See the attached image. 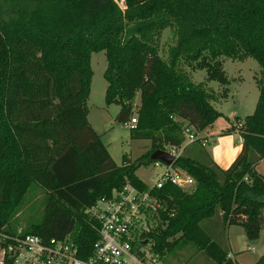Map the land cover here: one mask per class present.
Returning <instances> with one entry per match:
<instances>
[{
	"label": "trees",
	"instance_id": "obj_1",
	"mask_svg": "<svg viewBox=\"0 0 264 264\" xmlns=\"http://www.w3.org/2000/svg\"><path fill=\"white\" fill-rule=\"evenodd\" d=\"M123 4L124 10L117 0H0V234H34L43 241L69 236L79 256L88 258L98 233L87 209L127 182L146 189L136 171L155 161L153 151L179 148L184 122L203 131L222 115L215 96L182 64L204 70L226 95L222 57L251 58L260 67L258 97L252 113L231 128L241 136V151L222 169L203 149L189 153L185 147L172 165L194 186L166 183L155 191L162 207L148 234L160 259L185 240L215 264H238L202 222L240 224L249 240L264 231V176L255 168L264 158V0ZM165 28L174 44L163 58L158 43ZM100 51L106 58L104 103L120 106L116 121L124 124L139 92L130 137L150 140L135 160L122 155L120 165L87 118L91 54ZM35 188L42 192L41 218L18 232L11 223ZM12 243L0 236V251ZM253 264H264V253Z\"/></svg>",
	"mask_w": 264,
	"mask_h": 264
},
{
	"label": "rangeland",
	"instance_id": "obj_2",
	"mask_svg": "<svg viewBox=\"0 0 264 264\" xmlns=\"http://www.w3.org/2000/svg\"><path fill=\"white\" fill-rule=\"evenodd\" d=\"M174 44L173 34L170 28H165L158 43L159 55L166 58L169 48ZM91 67L93 76L90 85V94L87 99L88 121L94 131L100 136L102 142L116 165H120L122 155L126 154L133 161L150 147L149 139H132L129 127L116 121V116L120 106L116 104L106 105L104 94L107 81L103 74L106 69V58L104 51L93 52L91 54ZM223 67L229 79L228 92L224 95L223 87L214 81L206 80L204 70L191 69L186 64L182 68L191 75L194 83H201L208 93L215 96L212 101L214 107L222 113L216 120V129L220 133H225L230 128H238L240 120L251 114L258 96L257 79L260 78V67L251 58L245 61L232 60L222 57ZM139 92L136 93L132 112L139 105ZM231 120L228 122L226 119ZM239 117L240 119L238 120ZM186 123L184 122L183 125ZM192 132H194L192 130ZM168 147V146H167ZM178 168V167H177ZM180 169V168H178ZM151 164L141 166L136 175L146 184H152L156 178L155 171ZM181 170V169H180ZM260 170V168H259ZM42 192L35 188L26 194L25 202L14 217L12 226L18 232L26 226L29 220L37 221L42 215L40 202ZM264 215V210H263ZM215 222V226L213 225ZM202 226L208 231L213 240L228 248L229 256L238 264H253L264 253V231H260V236L256 240H249L240 224L223 226L220 219L210 218L202 222ZM157 264H215L198 247L185 240H181L170 252L162 257Z\"/></svg>",
	"mask_w": 264,
	"mask_h": 264
},
{
	"label": "built area",
	"instance_id": "obj_3",
	"mask_svg": "<svg viewBox=\"0 0 264 264\" xmlns=\"http://www.w3.org/2000/svg\"><path fill=\"white\" fill-rule=\"evenodd\" d=\"M120 8L125 9L123 0H117ZM136 116L124 123L133 127ZM182 127L184 141L179 148L166 147V151L177 157L184 145L200 141L204 146L205 138H199L193 127L187 122ZM156 178L146 189H138L126 183L110 196L100 197L87 214L98 233V239L93 243L92 254L81 258L74 241L68 236L62 240L50 239L43 241L38 235L7 236L1 238L12 240L1 251L10 264H157L158 254L152 251V240L148 234L153 228L154 213L161 209L156 190L170 183L184 190L194 186V179L183 170L166 165L155 160L151 163ZM0 251V252H1Z\"/></svg>",
	"mask_w": 264,
	"mask_h": 264
},
{
	"label": "crops",
	"instance_id": "obj_4",
	"mask_svg": "<svg viewBox=\"0 0 264 264\" xmlns=\"http://www.w3.org/2000/svg\"><path fill=\"white\" fill-rule=\"evenodd\" d=\"M249 59V58H247ZM245 59V60H247ZM244 60V61H245ZM258 97V96H257ZM257 100V99H256ZM254 109V108H253ZM252 113V112H251ZM228 122L231 120L227 117ZM216 122V121H215ZM214 122L213 128L203 131H194V133L199 138L207 139L206 144L203 146L201 144V140L184 145L182 150L186 147L189 153H193L197 149H203L206 152V155L211 158L219 167L222 169L227 168L232 161L236 158V156L241 151L242 147V139L237 129H231L230 126L228 133H220L216 127V123ZM256 170L264 176V158L261 159L255 166ZM260 168V170H259ZM4 262V254L0 252V264Z\"/></svg>",
	"mask_w": 264,
	"mask_h": 264
},
{
	"label": "water",
	"instance_id": "obj_5",
	"mask_svg": "<svg viewBox=\"0 0 264 264\" xmlns=\"http://www.w3.org/2000/svg\"><path fill=\"white\" fill-rule=\"evenodd\" d=\"M150 158L152 160L160 161L166 165H172L176 157L166 150L157 149L152 152Z\"/></svg>",
	"mask_w": 264,
	"mask_h": 264
}]
</instances>
